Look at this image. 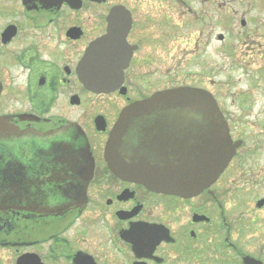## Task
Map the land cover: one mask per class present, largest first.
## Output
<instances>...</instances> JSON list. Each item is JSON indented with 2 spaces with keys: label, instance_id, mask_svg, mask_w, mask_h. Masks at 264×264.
Segmentation results:
<instances>
[{
  "label": "flooded vegetation",
  "instance_id": "obj_1",
  "mask_svg": "<svg viewBox=\"0 0 264 264\" xmlns=\"http://www.w3.org/2000/svg\"><path fill=\"white\" fill-rule=\"evenodd\" d=\"M231 4L209 0L199 9L187 0H0V196L24 198L0 205V264H264V109L258 110L253 89L232 90L237 82L231 77L216 80L224 72L217 67L225 63L228 73L231 63L224 54L215 63V42L233 52L230 32L215 36L214 20ZM242 4L250 7L239 35L253 33L255 56L236 58L234 66L250 77L255 63L252 84L264 89V0ZM179 11L197 14L208 31L193 47L201 70L183 79L179 71V78L169 77L168 63L169 40H179ZM94 46L109 89L88 85L84 65ZM180 87L213 96L234 149L219 176L189 197L122 177L107 152L126 107ZM65 129L82 138L92 158L85 199L55 212L30 208L40 192L35 185L71 173L65 163L72 141L42 146L58 154L47 159L29 136ZM13 131L19 136L8 139ZM56 143L63 144L56 149Z\"/></svg>",
  "mask_w": 264,
  "mask_h": 264
},
{
  "label": "water",
  "instance_id": "obj_2",
  "mask_svg": "<svg viewBox=\"0 0 264 264\" xmlns=\"http://www.w3.org/2000/svg\"><path fill=\"white\" fill-rule=\"evenodd\" d=\"M95 47L88 51L84 72L89 87L101 91L111 86L99 77ZM2 125L0 120V128ZM65 131L29 136L28 143L41 146L39 152L47 159L57 158L58 154L52 152V146H42L54 140L72 141L66 143L71 161L65 163L71 173L58 174L53 181L44 182V187L34 184L36 192H40L28 205L30 208L55 212L85 199L93 171L92 158L82 138L78 140ZM17 136L18 132L13 131L8 139ZM233 150L217 101L209 92L193 87L160 91L126 107L107 145L109 161L119 175L151 190L184 197L209 186L224 170ZM22 199L19 194L8 193L0 196V205L13 206Z\"/></svg>",
  "mask_w": 264,
  "mask_h": 264
},
{
  "label": "rangeland",
  "instance_id": "obj_3",
  "mask_svg": "<svg viewBox=\"0 0 264 264\" xmlns=\"http://www.w3.org/2000/svg\"><path fill=\"white\" fill-rule=\"evenodd\" d=\"M192 7L196 8H206L208 6L209 0H187ZM219 2L220 0H216ZM232 2L230 5L229 12L223 16H216L214 20L215 27V36L219 33H227L230 32L231 37L229 40L232 49L229 52H233V55H229L227 52H223L221 49V43L215 42V63L223 62L220 60V57L224 55L229 56V61L231 66L227 73V65L225 63H221L219 69H224V72L221 71L216 76L217 81L225 82L228 77L235 79L237 83L235 86L231 87L232 90L239 89L242 86L244 89H253V91L258 95L256 103L258 104L257 108L259 111L264 109V89L253 85V79L256 74V65L251 64L250 77H245L242 75L241 69H238L234 66V61L237 59L241 61H249L252 57L255 56V37L253 33L248 36L243 35V38L246 42H243V38L239 35V30L241 28L240 21L242 19L244 11L250 7L248 4H242V0H228ZM249 1V0H247ZM179 7L185 8V4H180ZM251 14L258 13V10L255 9V5L252 6L250 10ZM197 14H186L182 17V14L179 11V40L170 41L169 40V51H168V63L169 67H172V71L169 74V77L174 76V78L178 77L176 73L179 71V76L181 79L185 78L188 75L193 74L196 70H201V67L196 65L193 53L194 42L197 38H206V34L208 31L204 28H200L202 26L203 20L198 19ZM254 19V17H253ZM204 22H207V14H205ZM255 23V20H253ZM234 31V32H233ZM177 54V63H179L178 67H175L174 56ZM225 61L227 60V56L224 57ZM213 64H209V68H211ZM179 78V77H178ZM170 80V79H169ZM228 85V84H227ZM230 87L225 86L224 92H228Z\"/></svg>",
  "mask_w": 264,
  "mask_h": 264
}]
</instances>
